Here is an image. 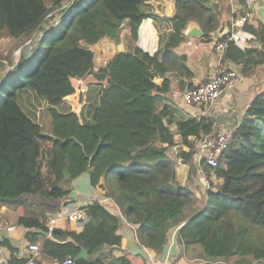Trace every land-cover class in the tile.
<instances>
[{
    "label": "trees",
    "instance_id": "trees-1",
    "mask_svg": "<svg viewBox=\"0 0 264 264\" xmlns=\"http://www.w3.org/2000/svg\"><path fill=\"white\" fill-rule=\"evenodd\" d=\"M64 1L53 25L42 26L43 12L26 28L28 38L38 32L33 45L21 47L11 70L0 74V201L21 207L13 225L25 228L28 241L36 243L40 234L33 229L48 231L46 212L58 210L72 180L86 172L90 186L135 225L139 244L156 253L163 252L176 227L178 254L197 245L201 264L264 260V90L244 109L217 164L200 163L210 185L204 192L195 194L176 175V159L197 171V139L214 129L210 116H196L167 97L169 74H192L186 55L174 51L185 38L188 20H197L202 39H211L217 19L209 0H177L173 14L165 17L170 30L159 33L153 53L137 40L143 19L155 17V0L37 4L46 12L49 3ZM19 4L26 0H0V32L11 33L9 10ZM124 27L127 48L97 64L92 45L103 38L119 43ZM244 29L251 35L249 45L231 44L221 61L247 75L264 62V23L246 22ZM74 78L86 85L78 111L66 100L75 91ZM13 106L27 124L10 111ZM213 178L221 180L213 184ZM79 208L85 213L81 230H52L57 239H42L40 253L57 264L66 258L72 260L68 264H129L126 252L108 248L119 246L122 237L120 216L110 204L94 199ZM2 243L10 253L6 264L28 259L16 256L8 238ZM99 245L104 248L91 257ZM80 247L87 249L88 258L75 259Z\"/></svg>",
    "mask_w": 264,
    "mask_h": 264
},
{
    "label": "crops",
    "instance_id": "crops-1",
    "mask_svg": "<svg viewBox=\"0 0 264 264\" xmlns=\"http://www.w3.org/2000/svg\"><path fill=\"white\" fill-rule=\"evenodd\" d=\"M176 1L177 0H155L152 3L155 17L143 19L138 29L139 37L137 43L146 51L153 53L158 48L159 33L170 30V22L166 21L165 17H169L173 14ZM207 5L216 15L217 22L214 29L220 28V33H223L226 30L225 26L229 27V22L232 16L229 0H209ZM189 20L195 22V24L201 28L203 34V29L198 21L195 19ZM257 21L264 23V0L252 1V8L247 22L255 24ZM185 29L186 28L183 29V34ZM123 30L126 31V27H124ZM202 34L199 37L184 34L185 38L174 48L175 53L186 55L185 63L192 71V74H178L175 70L168 76L170 87L167 92V97L178 106L184 107L182 104V94L186 89H189V87L193 88L198 84L205 82L222 67H238L230 61L218 60L214 50V43L219 38L215 39L211 37L209 40H204L202 39ZM224 34H226V32ZM110 43L115 46V48L112 49L111 53L107 57L117 51H122L127 48L126 42L125 48L124 41L122 40L119 41V43ZM93 45L92 49L95 52ZM107 57L101 60L98 56H96L97 64L102 61L104 62ZM73 80H79V82L82 81L81 79L76 78ZM161 80V77L154 78L156 83H160ZM263 90L264 62L258 65L254 72L247 75H243L239 71V78L223 92L228 94L230 99H227L225 103H221L218 108L216 107V101L215 104L206 110L205 115L212 118L214 122V129L221 130L224 127H230L233 129L236 124L240 122L242 113L249 105L252 97L257 92ZM176 141H179L178 136H176ZM182 147L185 150L187 149L185 146ZM195 164L197 170L195 174H197V176L199 175V177H195L192 180L191 177L188 176L187 178L181 180L179 178L180 175H178L180 172H178V168L175 166L176 175L177 179L182 184L192 182L194 186L198 187V189L196 188L194 191L195 194H200V192H204L209 183L205 179L204 173L197 161H195ZM188 165L190 166V163H188ZM181 168L183 169L184 167ZM212 180H214L212 181L214 184V182H217V180L220 181L221 179L213 178ZM202 185L204 187L203 189ZM94 199L110 204L111 209L120 216L118 232L122 235V237L119 247L123 249V253L126 252L128 254L130 258L129 264H201L203 262L201 257H197L196 255H187L186 253L191 248L199 247L197 245L189 247L180 255L178 254L179 246L175 240L176 227H172L170 229L168 242L162 253H156L154 250L140 245L136 237L135 225L120 215V209L117 204L111 202L106 197H103L101 190L91 187L88 176H84L83 173L72 180L68 195L59 200L58 210L46 212L47 220L45 225L50 220L52 222V230L60 229L79 232L81 230V225L77 221L68 219L67 214L71 209L86 204ZM21 212V207L16 205L13 201H0V219L4 222L3 230L0 233V264H6L10 255L8 247L2 243L4 237L8 238L10 243L17 248L16 256L18 258H28L33 255V258L36 259L35 264H57L49 257L40 253V251L33 254L28 249V244L30 242L28 241L29 236H27V230L19 225H13ZM33 231L40 234L38 236L39 239L36 242L39 245L41 240L44 238L57 239L53 235V231L44 232L38 231L37 229H33Z\"/></svg>",
    "mask_w": 264,
    "mask_h": 264
},
{
    "label": "built area",
    "instance_id": "built-area-1",
    "mask_svg": "<svg viewBox=\"0 0 264 264\" xmlns=\"http://www.w3.org/2000/svg\"><path fill=\"white\" fill-rule=\"evenodd\" d=\"M253 0H229L231 5L232 16L229 22V31L226 33L225 38H219L214 43V50L221 60L225 49L231 44L237 45L244 49L249 45L251 35L245 31L244 25L248 20L249 13L252 8ZM239 78V70L236 66L222 67L217 70L214 75L203 83L198 84L196 87L186 89L182 94V104L185 108L190 109L194 115H205V112L213 104L216 103L218 97L225 91V89L234 83ZM81 86L80 91H84ZM233 129L224 127L221 130L213 129L210 132L203 134L197 139L196 154L198 158L197 163L204 160L210 166L217 164L218 158L222 151L226 148L232 137ZM85 216L84 211L75 207L69 211L67 218L73 221L80 222ZM4 222L0 219V233L3 230ZM47 230L52 231V222L49 220L46 224ZM28 249L33 253L40 250L38 243L30 242ZM70 258H66L61 264L71 263ZM23 264H35L33 255Z\"/></svg>",
    "mask_w": 264,
    "mask_h": 264
},
{
    "label": "rangeland",
    "instance_id": "rangeland-1",
    "mask_svg": "<svg viewBox=\"0 0 264 264\" xmlns=\"http://www.w3.org/2000/svg\"><path fill=\"white\" fill-rule=\"evenodd\" d=\"M47 1V0H45ZM51 9L49 11L45 12V9L43 7H40L37 4V0H26V4H19L16 8L9 10V16H10V24H11V33H8L6 29L0 32V61L4 65V68L0 70V74L8 72L13 67L14 63L18 60L20 55V49L21 47H27L32 46L33 41L31 40L33 38H36V35L38 34L37 31L32 32L30 38L27 37L26 28L30 26L43 12L44 17L41 21V24L44 28L53 25V23L60 18L59 15H61V10L65 6V1L60 2L57 4H48V7ZM21 32L20 35L13 36L14 33ZM128 33L125 30H122L121 32V40L124 41V47L126 48L125 42L128 39ZM110 42L114 43L113 41L103 38L100 41L97 42V44L93 45L95 48V54L98 56L101 60L105 57H107L113 48V46ZM115 44V43H114ZM73 84L75 86V91L66 96V100L70 104L71 108L75 111H78L82 101L80 100V90L81 86L83 87L85 91V82L79 80H72ZM82 91V92H84ZM227 99H230V96L226 93L221 94L217 99V105L218 108L221 103H225ZM10 111L17 115L21 120L24 121L25 124L28 123V120L25 118L23 113L17 108L16 106H13L10 108ZM198 158V154H195L194 161ZM183 164V165H181ZM175 166L178 168V172H180L178 175L181 180L187 178L188 176L191 177L193 180L197 176L195 172L192 170V168L188 165V163H182L181 160L176 159ZM181 167H184L183 169ZM190 174V175H189ZM84 176H88L87 173H83ZM214 181V180H213ZM191 188L195 191L196 187L192 182L187 183ZM199 185V184H198ZM202 185V189H203ZM200 251L199 247L192 248L187 251V255H195ZM235 258H231V262H233ZM253 260V259H252ZM251 260V261H252ZM254 261V260H253ZM254 264H264V260H256L254 261Z\"/></svg>",
    "mask_w": 264,
    "mask_h": 264
},
{
    "label": "water",
    "instance_id": "water-1",
    "mask_svg": "<svg viewBox=\"0 0 264 264\" xmlns=\"http://www.w3.org/2000/svg\"><path fill=\"white\" fill-rule=\"evenodd\" d=\"M186 29L184 30V34L188 35V36H194V37H199L202 34V30L200 27L197 26V24H195V22H193L192 20H189L187 23V26L185 27ZM225 31L223 33H220V28H216L214 30L210 31V36L213 38H220L225 32L227 33L229 31V27L225 26ZM259 45L258 42H254V46ZM38 231H40V229H37ZM104 248L103 245H99L96 248H94L93 252L90 254L91 257H94L95 254L99 251L102 250ZM109 249H111L113 252L115 253H123V249L119 246H111L108 247ZM78 258H83L86 259L88 258V251L87 249H85L84 247H80V251L78 252V254L75 256V259Z\"/></svg>",
    "mask_w": 264,
    "mask_h": 264
}]
</instances>
